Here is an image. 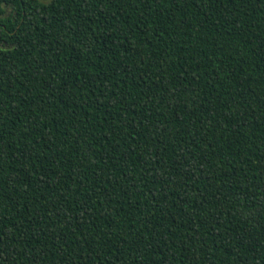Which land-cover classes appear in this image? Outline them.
<instances>
[{"label": "trees", "instance_id": "1", "mask_svg": "<svg viewBox=\"0 0 264 264\" xmlns=\"http://www.w3.org/2000/svg\"><path fill=\"white\" fill-rule=\"evenodd\" d=\"M0 264H264V0H0Z\"/></svg>", "mask_w": 264, "mask_h": 264}, {"label": "rangeland", "instance_id": "2", "mask_svg": "<svg viewBox=\"0 0 264 264\" xmlns=\"http://www.w3.org/2000/svg\"><path fill=\"white\" fill-rule=\"evenodd\" d=\"M42 1H48V0H42Z\"/></svg>", "mask_w": 264, "mask_h": 264}]
</instances>
